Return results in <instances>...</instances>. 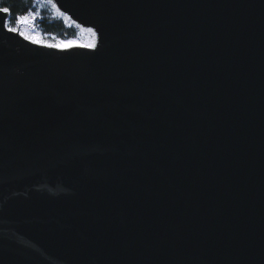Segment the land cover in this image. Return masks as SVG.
<instances>
[{"label":"water","instance_id":"water-1","mask_svg":"<svg viewBox=\"0 0 264 264\" xmlns=\"http://www.w3.org/2000/svg\"><path fill=\"white\" fill-rule=\"evenodd\" d=\"M42 1L94 40L0 6V264H264V0Z\"/></svg>","mask_w":264,"mask_h":264},{"label":"trees","instance_id":"trees-1","mask_svg":"<svg viewBox=\"0 0 264 264\" xmlns=\"http://www.w3.org/2000/svg\"><path fill=\"white\" fill-rule=\"evenodd\" d=\"M0 6L8 9L9 17L7 25L12 26L29 11H35L32 18V25L39 31L54 34L59 37H73L78 27L68 25L64 20L52 14L51 5L42 3L39 8L36 7L35 0H0Z\"/></svg>","mask_w":264,"mask_h":264},{"label":"rangeland","instance_id":"rangeland-1","mask_svg":"<svg viewBox=\"0 0 264 264\" xmlns=\"http://www.w3.org/2000/svg\"><path fill=\"white\" fill-rule=\"evenodd\" d=\"M36 2V7L39 8V6L42 3H47L49 5H51V11L52 14H55L59 17H61L64 22L68 25H76L74 23H72V21L68 18V20H66L63 16V14H57L55 6L53 5V3L48 2V1H42V0H35ZM28 17V24H19V27H17V23L20 20V18L18 19V21L16 23H14V25L10 26L14 29H17L25 36L28 37L29 39H33L37 42H44L47 44H55V45H59V46H63V45H68V44H74V43H79V44H91L94 40V34L92 33V31L89 28H81L79 26L76 33L73 35V37H59V36H55L53 33H44V32H39L33 25H32V18L35 16V11H29V13L26 15ZM9 26V25H8Z\"/></svg>","mask_w":264,"mask_h":264},{"label":"bare ground","instance_id":"bare-ground-1","mask_svg":"<svg viewBox=\"0 0 264 264\" xmlns=\"http://www.w3.org/2000/svg\"><path fill=\"white\" fill-rule=\"evenodd\" d=\"M56 9V8H55ZM56 12H57V14H60L58 11H57V9H56ZM63 16H64V18L66 19V20H68V17L65 15V14H63Z\"/></svg>","mask_w":264,"mask_h":264}]
</instances>
